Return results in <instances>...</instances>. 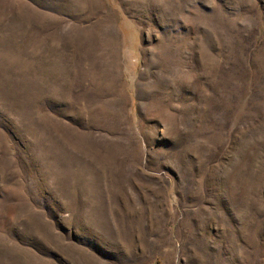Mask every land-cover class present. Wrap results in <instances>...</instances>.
I'll return each mask as SVG.
<instances>
[{
    "label": "rangeland",
    "instance_id": "obj_1",
    "mask_svg": "<svg viewBox=\"0 0 264 264\" xmlns=\"http://www.w3.org/2000/svg\"><path fill=\"white\" fill-rule=\"evenodd\" d=\"M0 264H264V0H0Z\"/></svg>",
    "mask_w": 264,
    "mask_h": 264
}]
</instances>
